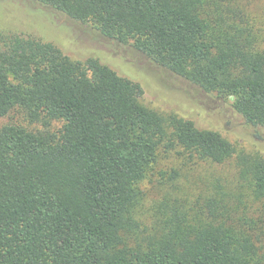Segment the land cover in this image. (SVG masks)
Here are the masks:
<instances>
[{
  "label": "trees",
  "instance_id": "1",
  "mask_svg": "<svg viewBox=\"0 0 264 264\" xmlns=\"http://www.w3.org/2000/svg\"><path fill=\"white\" fill-rule=\"evenodd\" d=\"M128 44L264 129L255 0H32ZM260 1V0H258ZM264 1V0H263ZM95 57L0 29V264H264V157L141 101ZM233 188L194 192L206 163Z\"/></svg>",
  "mask_w": 264,
  "mask_h": 264
},
{
  "label": "rangeland",
  "instance_id": "2",
  "mask_svg": "<svg viewBox=\"0 0 264 264\" xmlns=\"http://www.w3.org/2000/svg\"><path fill=\"white\" fill-rule=\"evenodd\" d=\"M262 5L263 0H255L249 10L259 12ZM0 29L31 33L59 46L74 59L95 57L117 74L139 83L143 90L141 101L146 106L192 120L199 128L218 130L239 149L264 157L263 128L246 124L228 100L204 93L128 44H118L86 24L32 0H0ZM9 121L21 122L22 118L17 113L0 116V126ZM235 173L233 161L222 165L206 163L186 183L202 195L206 188L210 190L217 184L229 190L233 188Z\"/></svg>",
  "mask_w": 264,
  "mask_h": 264
}]
</instances>
